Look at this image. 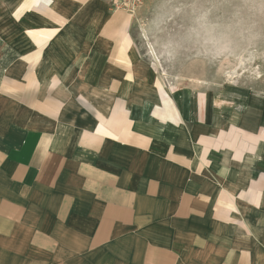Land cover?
I'll use <instances>...</instances> for the list:
<instances>
[{
	"label": "crops",
	"instance_id": "1",
	"mask_svg": "<svg viewBox=\"0 0 264 264\" xmlns=\"http://www.w3.org/2000/svg\"><path fill=\"white\" fill-rule=\"evenodd\" d=\"M110 0H0V264H264V104L168 88Z\"/></svg>",
	"mask_w": 264,
	"mask_h": 264
},
{
	"label": "rangeland",
	"instance_id": "2",
	"mask_svg": "<svg viewBox=\"0 0 264 264\" xmlns=\"http://www.w3.org/2000/svg\"><path fill=\"white\" fill-rule=\"evenodd\" d=\"M133 49L168 88L264 104V0H144Z\"/></svg>",
	"mask_w": 264,
	"mask_h": 264
},
{
	"label": "built area",
	"instance_id": "3",
	"mask_svg": "<svg viewBox=\"0 0 264 264\" xmlns=\"http://www.w3.org/2000/svg\"><path fill=\"white\" fill-rule=\"evenodd\" d=\"M144 0H110L114 9L127 10L134 13L143 3Z\"/></svg>",
	"mask_w": 264,
	"mask_h": 264
}]
</instances>
